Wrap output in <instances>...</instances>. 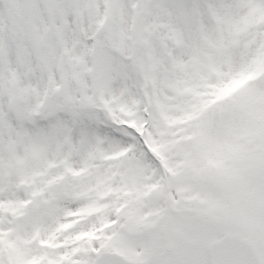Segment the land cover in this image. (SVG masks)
<instances>
[{
  "label": "snow or ice",
  "instance_id": "6c2138e0",
  "mask_svg": "<svg viewBox=\"0 0 264 264\" xmlns=\"http://www.w3.org/2000/svg\"><path fill=\"white\" fill-rule=\"evenodd\" d=\"M0 264H264V0H0Z\"/></svg>",
  "mask_w": 264,
  "mask_h": 264
}]
</instances>
